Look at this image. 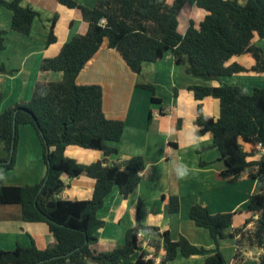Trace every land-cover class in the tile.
<instances>
[{
	"label": "trees",
	"instance_id": "obj_1",
	"mask_svg": "<svg viewBox=\"0 0 264 264\" xmlns=\"http://www.w3.org/2000/svg\"><path fill=\"white\" fill-rule=\"evenodd\" d=\"M69 8H78L88 23L84 35H76L65 43L58 55L45 58L42 71L62 72L63 78L54 82H38L29 102L19 103L0 114V139L6 156L0 158V174L15 166L21 125L34 127L43 146L46 165L44 179L35 185L8 186L0 183V206H19L21 220L43 222L56 237L55 246L45 250L34 244L17 246L14 250L0 249V264H121L138 253L143 231L150 237L148 246L152 257L141 251L134 264H167L180 254L189 258L206 254L210 250L190 243L181 236L173 240L169 231L146 226L141 221L143 200H139L134 227L126 233L123 245L111 251L97 249L99 229L105 221L99 218L107 197L115 186L124 198L138 187L145 169L143 156L110 164L107 159L89 165L78 163L66 156L69 146L99 150L106 157L117 153L111 143L122 139L123 120L108 118L103 109L101 85L77 83L79 73L95 56L104 43L116 50L132 72L140 74L144 63L161 60L173 51L177 65L204 81H220L237 73L264 74V51L253 41L257 35L264 40V0H195L196 6L206 11L205 18L196 24L193 20L186 33L178 32V15L186 0H97L94 8H87L75 0H58ZM12 12L11 29L29 35L32 24L40 12L22 3V0H0V9ZM56 17L52 20L48 44L56 41ZM5 31H0V50L5 47ZM250 54L255 64L246 68L228 62L234 56ZM7 70L0 67V73ZM139 87L152 94V102L162 103L152 84ZM189 90L198 101L213 97L220 101V116H207L198 105L195 121L198 136L211 133L213 147L218 148L226 168L220 178L228 184L243 177L257 180L259 191L254 194L247 211L251 216L232 232L234 213L211 214L208 208L195 204L190 208V219L196 226L207 229L215 242V253L206 264H228L219 244L221 239H234L236 250L232 264H243L248 250H259L257 264H264V87L247 94L241 87L195 85ZM3 94L0 92V105ZM263 150L260 159L248 160L255 153L246 151L245 145ZM70 179L88 176L96 180L93 196L88 200L61 199L67 187L63 176ZM171 213H178V197L169 199ZM253 226L250 227V224ZM164 252L159 263L156 260Z\"/></svg>",
	"mask_w": 264,
	"mask_h": 264
},
{
	"label": "crops",
	"instance_id": "obj_2",
	"mask_svg": "<svg viewBox=\"0 0 264 264\" xmlns=\"http://www.w3.org/2000/svg\"><path fill=\"white\" fill-rule=\"evenodd\" d=\"M75 1L87 8H94L97 3V0ZM236 1L245 4L248 0ZM168 2L171 4L174 0ZM22 3L40 12L29 35L13 31L12 12L7 8L0 9V31L6 32L5 47L0 50V67L7 70L0 73V92L3 94L0 114L16 104L29 102L36 83L62 80V72L42 71V61L55 57L65 43L88 31V23L78 8H69L58 0H22ZM205 15L206 11L197 7L195 0H186L178 15V32L184 35L192 20L200 24ZM55 17L56 41L48 44L50 26ZM253 41L264 51V40L256 35ZM234 62L246 68L255 64L250 54L234 56L228 64ZM77 83L101 85L106 116L123 120L125 128L120 142L111 143L118 150L116 154L106 157L99 150L69 146L66 156L84 165L104 159L110 164L135 156L145 159L140 184L133 193L124 198L115 186L107 197L98 214L105 221V226L97 232V249L111 251L125 243L127 231L136 224V209L142 199L141 221L144 225L169 231L173 240L183 236L190 243L210 250L189 258L180 254L167 264H206L207 257L215 253V242L207 229L196 226L190 219V208L200 204L207 207L211 214L234 213L232 227L226 231L232 232L251 216L247 205L259 191L260 183L243 177L237 183L228 184L220 178V173L226 168L222 155L218 148L213 147L212 134L198 136L195 125L199 104L205 115L218 118L220 101L213 97L198 101L189 87L228 84L252 94L255 88L264 87V74L242 72L220 81H204L188 74L184 65H177L173 51H168L157 62L144 63L142 72L137 74L116 50L104 43L79 73ZM142 84H152L162 103H153L151 92L138 86ZM18 133L15 166L0 174V183L8 186L39 184L46 175L42 143L31 125L19 126ZM244 148L255 153L248 158L250 161L260 159L263 153L260 147L254 149L249 144ZM5 156L0 139V158ZM184 167L187 172L181 177L179 171ZM62 178L68 185L59 195L61 199L92 198L95 179L83 175L74 179L67 175ZM172 196L178 197L180 202V210L174 214L169 208ZM20 216L19 206H0V249L10 251L17 246L30 247L34 244L38 249L45 250L56 245L57 239L46 223L25 222ZM149 238L145 234L141 239L140 251L145 250L152 257ZM219 248L227 263L232 264L235 240L221 239ZM140 251L129 259L121 258L119 262L134 264ZM163 254L162 251L157 263ZM259 254L258 250H248L243 264H257Z\"/></svg>",
	"mask_w": 264,
	"mask_h": 264
},
{
	"label": "clouds",
	"instance_id": "obj_3",
	"mask_svg": "<svg viewBox=\"0 0 264 264\" xmlns=\"http://www.w3.org/2000/svg\"><path fill=\"white\" fill-rule=\"evenodd\" d=\"M186 172H187V169H186V167H184V168H182V169L179 171V175H180L181 177H183L184 175H186Z\"/></svg>",
	"mask_w": 264,
	"mask_h": 264
},
{
	"label": "built area",
	"instance_id": "obj_4",
	"mask_svg": "<svg viewBox=\"0 0 264 264\" xmlns=\"http://www.w3.org/2000/svg\"><path fill=\"white\" fill-rule=\"evenodd\" d=\"M144 236H145V233H144L143 231H141V232L139 233V235H138V237H139L140 239H142Z\"/></svg>",
	"mask_w": 264,
	"mask_h": 264
},
{
	"label": "rangeland",
	"instance_id": "obj_5",
	"mask_svg": "<svg viewBox=\"0 0 264 264\" xmlns=\"http://www.w3.org/2000/svg\"><path fill=\"white\" fill-rule=\"evenodd\" d=\"M33 128H34V127H33ZM252 226H253V225H252ZM252 226H251V227H252ZM258 251H259V250H258ZM140 252H141V251H140Z\"/></svg>",
	"mask_w": 264,
	"mask_h": 264
}]
</instances>
